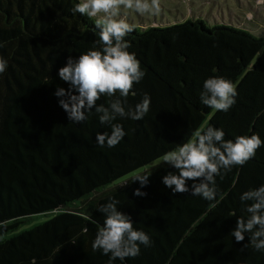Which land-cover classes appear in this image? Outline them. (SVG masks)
I'll return each mask as SVG.
<instances>
[{"label": "trees", "instance_id": "obj_1", "mask_svg": "<svg viewBox=\"0 0 264 264\" xmlns=\"http://www.w3.org/2000/svg\"><path fill=\"white\" fill-rule=\"evenodd\" d=\"M78 2L0 0V57L7 60L0 74V264H110L92 243L105 221L98 209L111 199L152 241L137 257L111 264H264V250L247 234L239 243L231 235L236 219L249 215L240 196L264 185V145L243 166L221 170L212 201L172 193L162 177L174 169L162 162L137 172L208 126L225 140L255 134L264 141V37L199 18L134 26L128 51L145 75L126 107L147 94L150 111L142 120L118 117L113 123L122 125L124 138L101 147L96 134L111 127L100 124V114L93 109L73 123L54 95L57 86L69 87L58 76L68 56L103 47L96 18L73 11ZM210 77L236 86L228 112L201 102ZM111 99L97 103L107 107ZM149 171L146 186L131 181ZM137 188L146 195H133Z\"/></svg>", "mask_w": 264, "mask_h": 264}, {"label": "clouds", "instance_id": "obj_2", "mask_svg": "<svg viewBox=\"0 0 264 264\" xmlns=\"http://www.w3.org/2000/svg\"><path fill=\"white\" fill-rule=\"evenodd\" d=\"M134 10L139 14H155L160 11L159 0H81L73 11L89 18H96L99 30L101 50H91L71 56L58 70L59 78L69 87L57 86L54 95L59 106L67 113L73 123L84 122L94 109L99 115L101 125L111 127V133L96 134L99 146L115 147L125 136L123 127L113 123L117 118L142 120L150 111L151 99L145 94L134 108L127 106V97L133 86L139 83L145 73L134 53L128 49L131 44L126 37L134 30V25L120 18L121 9ZM7 69V60L0 57V74ZM117 93L119 95L117 96ZM238 95L236 86L223 77H210L203 83L200 94L201 102L209 108L228 112L235 105ZM102 96L113 98L108 106L98 104ZM225 133L213 126H208L195 133V138L181 144L175 150L165 153L162 163L174 171L162 177V183L172 193H188L205 200H215L217 194L216 177L222 176L234 166H243L253 158L256 151L264 145L258 135L238 136L235 141L225 140ZM151 171L137 175L131 181H139L144 187L149 182ZM193 181L189 188L187 181ZM199 181L198 183L196 181ZM133 195L145 196L140 188ZM248 218L238 217L236 226L231 231L237 243L248 240L256 250H264V185L245 191L240 196ZM119 201L111 199L101 205L98 211L105 215V221L92 243L93 250H100L111 261L135 258L140 254V246L148 247L152 241L149 235L133 227L130 216L119 211ZM243 247H247L244 244Z\"/></svg>", "mask_w": 264, "mask_h": 264}, {"label": "rangeland", "instance_id": "obj_3", "mask_svg": "<svg viewBox=\"0 0 264 264\" xmlns=\"http://www.w3.org/2000/svg\"><path fill=\"white\" fill-rule=\"evenodd\" d=\"M159 7L160 11L155 14H139L134 10L122 8L120 18L136 27L199 18L209 25L232 24L264 37V0H159ZM161 162L162 157L140 168L137 172ZM50 216L51 213L32 216L14 232L28 228Z\"/></svg>", "mask_w": 264, "mask_h": 264}]
</instances>
